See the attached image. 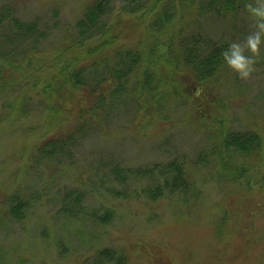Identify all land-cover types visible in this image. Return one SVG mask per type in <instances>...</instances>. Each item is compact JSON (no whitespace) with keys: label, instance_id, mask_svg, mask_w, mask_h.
Listing matches in <instances>:
<instances>
[{"label":"trees","instance_id":"1","mask_svg":"<svg viewBox=\"0 0 264 264\" xmlns=\"http://www.w3.org/2000/svg\"><path fill=\"white\" fill-rule=\"evenodd\" d=\"M1 3L0 138H7L5 152L16 158L9 163L18 160V164L13 179L0 182L6 190L4 195L0 191V217L24 223L43 209L39 201L47 194L39 193L43 184L37 182H44L46 170V183L57 175L64 177L58 211L68 219L59 230L39 229L35 224L33 230L21 232L23 247L25 238H30V246L43 240L71 260L76 249L69 235L74 229L69 232L67 224L81 226V233L89 225L107 226L122 215L117 205L123 200L150 208L171 197L176 210L167 219L195 224L197 216L188 222L185 216L195 215L192 205L199 198L200 185L206 183L218 189L213 204L223 208L210 229L216 241L224 240L226 222L238 217L242 206L251 223L264 213V102L255 106L256 113L250 112L246 122L240 116L238 125L232 126L241 102L248 107L250 101L246 103L244 97L243 78L222 56L229 42L243 41L254 30L246 0H83L73 33L49 50L40 45L51 24L20 19L8 3ZM203 21L220 24V37L201 29ZM263 68L264 46L253 71ZM169 98L187 101L181 120L197 126L205 139L194 159L178 154L142 166L114 165L99 181L91 177L93 171L73 180L75 148L107 128L115 111L122 110L135 123L157 110L177 115ZM24 116L34 117L35 122L25 121ZM4 160L0 171L6 168ZM202 167L209 168V177L195 175ZM33 188L38 189L28 192ZM92 191L96 194L89 196ZM37 218L44 219L45 214ZM245 227L235 232L239 242L234 259L237 264H264V247L258 257L253 253L259 234L246 232ZM133 249L141 254L139 247ZM217 250L205 257V264H217V259L219 264L225 258L223 250ZM87 251L79 264H135L130 260L132 250L124 244H96ZM44 254L37 250L32 257ZM171 264L190 263L182 258Z\"/></svg>","mask_w":264,"mask_h":264},{"label":"rangeland","instance_id":"2","mask_svg":"<svg viewBox=\"0 0 264 264\" xmlns=\"http://www.w3.org/2000/svg\"><path fill=\"white\" fill-rule=\"evenodd\" d=\"M82 1L0 0V7L1 2H5L13 8L14 13L20 19L28 21L35 18L39 19L40 22L51 24L49 31L46 33L45 41L40 45L42 48L44 44L43 50H49L55 42L73 33V24L80 15L79 5ZM117 4L119 5L120 2ZM199 25L201 29L209 32L213 37H220L218 36L222 32L220 24H214V21H203ZM52 27L54 28L51 32ZM242 89L245 92L244 97L248 99L246 103L249 101L250 103L247 107L245 101L241 102L240 109H237L233 116L232 126L238 125L237 121L240 116H244V122H246L250 112L256 113L255 106L259 108L264 102V68L252 71L249 77L243 78ZM166 100H171L174 103L173 109H176L177 115H171L165 110L161 114L157 110L149 119H142L143 124L140 122L135 123V120H131L122 110L115 111L110 117L107 128L92 138L89 137L82 141L75 148L73 163L70 168V173L75 177L73 180L85 176L86 172L93 171L90 173L91 177L99 181L101 176L108 174V168L114 165L142 166L155 161L168 160L178 154L194 159V155L205 146V139L197 130V126L193 128L181 120L185 114L184 105L187 101L174 98ZM35 103H29L28 107L32 108L31 106ZM242 108L248 110L245 111ZM262 108L264 112V104ZM24 109L26 111L27 107L24 106ZM190 112L194 114L195 110L192 109ZM24 120L35 122V118L29 116H24ZM7 145V138L5 136L0 138V160L5 159L3 164L6 166L5 170L0 171V182L4 178L13 179L14 166L18 164V160L9 163V161L16 158L11 154L8 156L5 152L8 148ZM10 174L11 176L8 177ZM53 174H55L54 171ZM209 174L208 167H202L195 173L200 177H209ZM42 175L44 182L40 179L37 184H43L41 186L42 191L39 193L47 194L39 201L42 202L43 209L36 211L35 217L33 216L34 218L32 217L29 219L30 221L24 223H13L8 217H0L1 264H79L81 262L79 258L84 254H89L87 250L94 249L96 244H124V247L132 250L130 260L135 264H171L175 263V260H182V258L184 261L188 260L190 264H205V257L210 253L217 252L219 248L223 250V256H225L219 264H237L233 256L235 252L233 249L235 243L239 242V238L235 232L242 230L241 228L245 226L246 232L253 231L255 235L259 234L260 236L256 250L253 252L257 257L264 247V213L258 215L251 223V219L241 209L243 206L239 208L238 217L233 219L231 216L230 220L226 222V227L223 228L224 240L218 242L212 238L210 229L214 227L213 224L216 221L214 218L222 215L223 208L214 205L219 197L218 189L206 183L200 185L199 198L196 204L192 205L196 211L195 215L185 216L186 222L190 221L191 217L197 216L198 221L195 224H185L184 221L175 224L167 219L173 215L171 210H176V205L171 202V197L169 201L166 200V197L161 199L159 204L151 205L150 208H144L135 203L134 200L130 203L123 200L117 205L119 214L122 215H119L107 226L89 225L85 229V233H81V226H71L68 223L66 229L69 232L72 229L75 230H72L69 235L70 244L76 249L71 253V260L73 261L71 263L68 258L59 256L54 247L52 250L49 249V246L45 245L43 240L30 246V238H25L24 247L23 241H21V232L33 230L31 228L35 224L42 226H39V229L52 227L54 231V228L57 230L62 229V222L68 220L58 211V195L64 190L62 186L64 177L57 175L46 183L45 178H49L48 171H42ZM26 183L31 184L29 180ZM38 188L30 189L28 192L31 190L37 191ZM0 191L3 195L6 192L1 187ZM94 194L96 193L92 191L89 196ZM258 195L262 194L255 196ZM45 198L48 200H45ZM229 209L233 211L234 208ZM40 213L45 214L44 219L37 218ZM236 219L238 221L235 222ZM70 220L75 221L76 219ZM50 234L53 235V233ZM78 234H81V238ZM41 236L43 234L39 238ZM226 239H229L230 242H227ZM135 247H139L141 254H136L133 249ZM6 248L9 251L4 253ZM37 250L43 251L45 254L32 257V254ZM216 261L218 264V259ZM244 264L247 263L244 262Z\"/></svg>","mask_w":264,"mask_h":264},{"label":"clouds","instance_id":"3","mask_svg":"<svg viewBox=\"0 0 264 264\" xmlns=\"http://www.w3.org/2000/svg\"><path fill=\"white\" fill-rule=\"evenodd\" d=\"M245 8L255 20L254 30L243 41L233 40L222 51L224 62L240 78H247L254 70L255 61L264 46V0H246ZM251 54H248V53Z\"/></svg>","mask_w":264,"mask_h":264}]
</instances>
